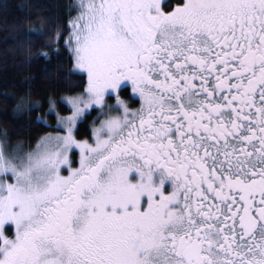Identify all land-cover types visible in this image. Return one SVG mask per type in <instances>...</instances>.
<instances>
[{
    "label": "snow or ice",
    "instance_id": "6c2138e0",
    "mask_svg": "<svg viewBox=\"0 0 264 264\" xmlns=\"http://www.w3.org/2000/svg\"><path fill=\"white\" fill-rule=\"evenodd\" d=\"M55 40L82 87L0 140V264H264V0H79Z\"/></svg>",
    "mask_w": 264,
    "mask_h": 264
},
{
    "label": "trees",
    "instance_id": "16d2710c",
    "mask_svg": "<svg viewBox=\"0 0 264 264\" xmlns=\"http://www.w3.org/2000/svg\"><path fill=\"white\" fill-rule=\"evenodd\" d=\"M77 11L74 0H0V140L7 139L9 147L30 149L40 136L56 130L36 120L46 116L49 124L56 123L55 115L48 113V97L82 87L81 78L69 74L73 67L69 50L63 40L59 44L55 40L57 30L63 29ZM40 25L44 34L28 38V30ZM121 96L129 105L134 103L127 92ZM21 98L29 103L38 101L39 105L30 112L17 111ZM96 115L93 111L87 117L78 138L90 135L93 121L98 120Z\"/></svg>",
    "mask_w": 264,
    "mask_h": 264
},
{
    "label": "rangeland",
    "instance_id": "374dc122",
    "mask_svg": "<svg viewBox=\"0 0 264 264\" xmlns=\"http://www.w3.org/2000/svg\"><path fill=\"white\" fill-rule=\"evenodd\" d=\"M74 4H75V7H78L79 0H74ZM102 118H103V117H100V119H102ZM95 123L98 124V123H99V119H98L97 121H95ZM56 128H57L56 130H49V131H47L45 134H47V133H56V132L61 131L60 128H58V127H56ZM45 134H43V135H45ZM43 135H42V136H43ZM42 136H40L39 139H40ZM39 139H38V140H39ZM38 140H37V141H38ZM36 143H37V142H36ZM36 143H35V145H36ZM35 145H34L32 148H30V149H27V150H23V149H22V150L26 152V151H28V150L33 149V148L35 147ZM10 147H11V146H10ZM16 147H20V148H21V146H19V145H15V146H13V147H11V148H16ZM76 158L78 159V153H77ZM73 166H77V165L74 164Z\"/></svg>",
    "mask_w": 264,
    "mask_h": 264
},
{
    "label": "flooded vegetation",
    "instance_id": "af4514ba",
    "mask_svg": "<svg viewBox=\"0 0 264 264\" xmlns=\"http://www.w3.org/2000/svg\"><path fill=\"white\" fill-rule=\"evenodd\" d=\"M130 91V90H129ZM126 100V99H125ZM134 101V103L132 105H129V107L131 108H135V107H138L139 106V101L138 100H134V99H131ZM113 103H114V100H113Z\"/></svg>",
    "mask_w": 264,
    "mask_h": 264
}]
</instances>
